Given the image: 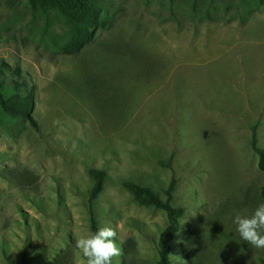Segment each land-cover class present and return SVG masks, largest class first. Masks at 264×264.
Listing matches in <instances>:
<instances>
[{"label":"rangeland","instance_id":"1","mask_svg":"<svg viewBox=\"0 0 264 264\" xmlns=\"http://www.w3.org/2000/svg\"><path fill=\"white\" fill-rule=\"evenodd\" d=\"M94 1L92 38L65 54L74 27L57 8L0 0V80L34 85L36 123L0 108V264H86L92 168L97 230L123 250L112 264H158L167 225L124 181L165 200L173 181L183 264H259L234 220L264 204V0Z\"/></svg>","mask_w":264,"mask_h":264},{"label":"trees","instance_id":"2","mask_svg":"<svg viewBox=\"0 0 264 264\" xmlns=\"http://www.w3.org/2000/svg\"><path fill=\"white\" fill-rule=\"evenodd\" d=\"M29 3L33 8L51 4L74 27L72 38L66 44L59 46V50L65 54L77 53L92 38L94 28L100 23L101 8L94 0H29ZM14 83L13 88H7L4 81L0 80V108L12 117L22 118L35 125L32 117L35 87L33 84L27 87L26 81H14ZM251 146L258 156V168L264 172V150L257 144L254 129L251 134ZM90 174L93 178V184L89 192V210L92 233H94L97 231V225L92 205L102 190L105 171L92 168ZM123 186L132 194L138 204L152 205L165 212L167 225L158 238V264H174L169 256L170 242L174 235L180 231L179 221L184 216V209L171 203L173 181L165 191L166 200L149 187L131 181H124ZM259 264H264V257L259 259Z\"/></svg>","mask_w":264,"mask_h":264},{"label":"clouds","instance_id":"3","mask_svg":"<svg viewBox=\"0 0 264 264\" xmlns=\"http://www.w3.org/2000/svg\"><path fill=\"white\" fill-rule=\"evenodd\" d=\"M234 223L242 240L254 248L264 249V204L258 205L250 217L236 216ZM117 240L116 229L103 226L94 233L77 239L75 247L85 259L86 264H112L113 258L123 254ZM171 257L183 264L179 257Z\"/></svg>","mask_w":264,"mask_h":264}]
</instances>
